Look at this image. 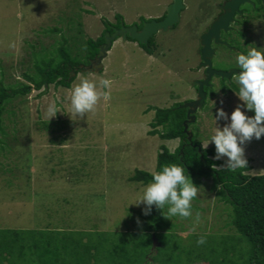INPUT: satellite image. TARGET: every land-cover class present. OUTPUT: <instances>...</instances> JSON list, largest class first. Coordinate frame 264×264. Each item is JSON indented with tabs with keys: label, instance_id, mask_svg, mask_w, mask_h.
I'll return each instance as SVG.
<instances>
[{
	"label": "rangeland",
	"instance_id": "obj_1",
	"mask_svg": "<svg viewBox=\"0 0 264 264\" xmlns=\"http://www.w3.org/2000/svg\"><path fill=\"white\" fill-rule=\"evenodd\" d=\"M214 1L183 0L185 8L180 10L174 27L152 38L155 43L152 54L131 41L117 40L98 71L85 68L68 87L51 84L45 90L32 89L20 98L21 102L18 98L13 100L15 116L6 114L4 119L11 141L4 146L7 151L0 150V227L56 226L108 234L134 231L138 227L137 213H142L143 205L128 208L127 205L135 201L144 185L131 182L128 177L135 168L155 171L160 146L173 150L178 145V139L162 140L148 134L149 123L155 107H171L196 97L193 81L200 74L193 72V67L197 61L198 33L210 21ZM169 2L0 0V65L5 71L4 78L10 83L25 81L21 72L28 65L31 45L37 38L51 41V37L37 34L40 30L60 27L70 40L81 44L89 37L100 36L107 23L117 24L121 19L130 24L160 16ZM255 3L256 7H249V12L251 16L259 15L241 27L246 28L245 37L250 38L248 48L264 47V0ZM78 19L83 30L80 39L76 31H67L70 23L74 25ZM227 50H218L214 63L222 68L238 67L237 54L228 56ZM235 76L223 82L225 92L219 80H213V87L205 90L204 105L189 126L202 145L212 134L215 110L223 108L230 113L238 103L235 93L239 85ZM103 78L111 81L108 88L100 85ZM81 79L94 82L101 95L94 111L71 119V90ZM104 92L109 94L108 99L102 95ZM52 102L60 111L48 120L46 111ZM12 119H17L16 125ZM226 122L218 120L216 124L222 126ZM242 147L245 158H252L248 172L264 174V135L259 140L246 141ZM210 186V179H201L197 186L198 200L193 199L192 203L202 209L198 212L192 209V215L182 219L185 230L178 235L227 230L224 222L231 218V207L227 206L226 211L224 203L217 200L216 189ZM173 219L174 223H181V218Z\"/></svg>",
	"mask_w": 264,
	"mask_h": 264
},
{
	"label": "trees",
	"instance_id": "obj_2",
	"mask_svg": "<svg viewBox=\"0 0 264 264\" xmlns=\"http://www.w3.org/2000/svg\"><path fill=\"white\" fill-rule=\"evenodd\" d=\"M107 24L100 36L95 39L89 37L81 44L72 39L73 36V41L70 40L60 27L40 30L37 34L51 37V41L37 38L36 43L31 45L28 65L21 72L25 81L6 82L5 71L0 65L1 151H7L4 146L11 141L4 119L6 114L13 116L15 113L11 107L13 100L18 98L21 102L20 98L32 89L45 90L51 84L55 87L70 86L76 74L83 71L97 54L104 31L111 30ZM70 25L67 31H76L77 38H82L81 21L78 19L74 25ZM56 35L58 38H54ZM141 46L148 54L155 50L143 44ZM149 46L152 47L151 41ZM220 82L225 92V79ZM212 87L210 82L204 90ZM180 104L177 102L171 107L154 108L148 134L157 135L162 140L178 139V145L173 150L166 145L160 146L155 171H159L164 164L177 163L186 169L185 174L197 186L202 178L210 179V188L216 189L217 200L224 203L226 211L229 210L227 206L231 207V218L227 216L224 222L227 230L218 233L193 231L182 237L178 235L179 231L185 230L182 219H188L192 212L189 217L173 216L181 218V223H174L173 218L169 221L163 216L167 206L161 210L153 206L149 215L138 212L140 223L134 231L122 230L112 234L71 227L58 229L56 226L25 229L0 227V264H264V174L248 172L252 167L250 157L246 158V168L236 171L214 169L213 165L219 166L224 160L213 158V144L203 147L202 140H196L193 133L188 139L183 124L187 108L179 107ZM12 121L14 125L17 124V119ZM189 126L190 122L188 129ZM151 174L135 168L128 180L146 185L152 178ZM194 199L198 200L196 197ZM192 209L198 212L202 207L192 203ZM200 236L205 237V243H196Z\"/></svg>",
	"mask_w": 264,
	"mask_h": 264
},
{
	"label": "clouds",
	"instance_id": "obj_3",
	"mask_svg": "<svg viewBox=\"0 0 264 264\" xmlns=\"http://www.w3.org/2000/svg\"><path fill=\"white\" fill-rule=\"evenodd\" d=\"M261 48L264 47L255 46L248 48L246 53L240 52L237 54L236 64L239 71L235 76V80L239 88L235 95L238 98V103L230 113H225L223 108L215 110L212 134L202 145L206 147L211 142L215 149L213 158L216 160L221 159V157L225 158L221 165L212 166L217 171L221 169L236 171L237 169L246 168L247 159L244 156L242 145L253 138L259 140L264 135V51L260 50ZM88 65L85 66L86 70ZM71 75H74V73H71ZM99 83L104 88H108L111 81L103 78ZM193 85L195 86V84ZM100 95L101 93L97 91L94 82L81 79L71 90V119L94 111ZM102 95L105 99H108L109 94L107 92ZM220 103H223L222 99ZM59 111L55 102L50 103L46 111L48 120ZM248 111L253 114L248 115ZM218 120H226L227 122L222 126H218L216 124ZM185 173L186 169L181 164L168 163L162 165L159 171L152 172L151 180L143 186L135 201L129 203L127 208L129 205H143L141 208L142 214L149 215L153 206L159 210L167 206V212L163 215L166 218L172 216L189 217L191 215L192 200L197 196L198 187L192 182L190 176ZM139 223V218H137V224L139 225ZM196 243H205V237L200 236Z\"/></svg>",
	"mask_w": 264,
	"mask_h": 264
},
{
	"label": "water",
	"instance_id": "obj_4",
	"mask_svg": "<svg viewBox=\"0 0 264 264\" xmlns=\"http://www.w3.org/2000/svg\"><path fill=\"white\" fill-rule=\"evenodd\" d=\"M250 0H227L222 5L221 8L223 12L216 17L208 29L200 35V53L201 62L198 68L204 67L205 74L200 80L193 81V84L197 86L196 97L191 101L185 102L179 107L187 108L186 119L184 120V131L187 134L188 139H191V131L188 130L187 126L189 122L194 121V112L201 108L205 100V90L204 86L209 84L210 77L212 75H217L221 78H230L233 74H237L239 69H230L228 71L215 70L212 68L211 58L214 53V49L210 46L211 39L215 43H219L218 34L221 28L227 29L228 22L231 21L232 15L236 10H238V5ZM183 0H172L165 8L166 14L160 19H150L143 23L140 30H137L136 25L124 26L121 25L120 28L114 29L111 33L109 30L103 33V42L98 46V52L94 57V60L90 62L87 69L93 71H98L102 66V59L106 56L108 49L112 45V41L118 35L125 39L126 33L129 37L137 40L138 42L147 45L148 38L156 32H166L179 20V13L182 8H184Z\"/></svg>",
	"mask_w": 264,
	"mask_h": 264
},
{
	"label": "flooded vegetation",
	"instance_id": "obj_5",
	"mask_svg": "<svg viewBox=\"0 0 264 264\" xmlns=\"http://www.w3.org/2000/svg\"><path fill=\"white\" fill-rule=\"evenodd\" d=\"M172 0H170L171 2ZM227 0H215L213 2V5H214V12L213 14L211 15V19L210 21L204 26V28L199 31L198 33V51H197V61H196V64L195 66L193 67V72L195 73H199L200 75L198 77H196V80H200L204 74H205V68L204 67H200L198 68V65L199 63L201 62V53H200V49H201V45H200V35L205 32L209 25L211 24V22L216 18L218 17V15H220L222 12H223V9L221 8V5ZM169 2V3H170ZM168 3V4H169ZM246 5V6H245ZM255 7V0H250V1H245L241 4L238 5V10H236L234 12V14L232 15V18H231V21L228 22L227 24V29H223L221 28L219 30V34H218V39H219V43H215L213 39H211V42H210V46L214 49V53L212 55V58H211V63H212V68L215 69V70H222V71H228L230 69H239L238 67L236 66H230V67H220L219 65L215 64L214 63V60L215 58L219 55L220 51L218 50H221V49H228L227 51H229V55H231V53L234 54H238L240 52H244L246 53L247 49H248V44L250 42V38H246V28H242L243 25L245 24V26L247 24L250 23V21L254 20L256 18V16H251L250 15V8L249 7ZM185 8V6H184ZM183 9V8H182ZM166 14V11L164 10V12L160 15V16H157V17H154V18H151V19H156V20H160L162 19ZM150 19H142L141 21H137V22H133V23H130V24H126L125 22H123L121 19H119V22L117 24H107V26L111 29L109 30L111 33L114 31V29H118L121 27V25H124V26H130V25H136V28L137 30H140L143 26V23L148 21ZM244 21H246L245 23H243ZM175 25V24H174ZM174 25L172 27H174ZM172 27H170L169 29H171ZM243 31H245V34L243 33ZM240 32H242V35L243 36H239L240 35ZM158 32L154 33L152 36H150L148 38V41H147V45H144V47H147V48H153L154 50V46H155V43H154V40L152 38L155 37V34H157ZM237 33V35L235 34ZM236 35V36H235ZM249 36V35H247ZM120 41V42H133L134 44L138 45L141 49L143 48L141 46L142 43L138 42L137 40L135 39H132L131 37H129V34L126 33V37L124 40H122V37L120 35H118L116 38L113 39V42L114 41ZM151 41L152 43V47L149 46V42ZM254 43H251V46L253 45ZM258 46V45H257ZM145 50V48H143ZM244 50V51H243ZM146 51V50H145ZM232 55V56H233ZM231 58V57H230ZM94 58L91 59V61H93ZM236 74H233L230 78L228 79H231L233 76H235ZM224 79H227V78H221L217 75H212L210 77V81L209 83L214 80H219V81H222ZM195 90L197 91V86L195 85ZM198 110V109H197ZM197 110L194 112L196 113Z\"/></svg>",
	"mask_w": 264,
	"mask_h": 264
}]
</instances>
